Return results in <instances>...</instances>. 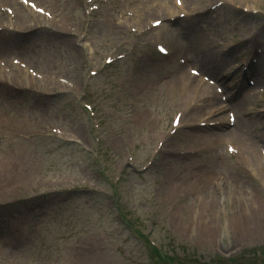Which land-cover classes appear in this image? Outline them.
<instances>
[{
	"label": "rangeland",
	"instance_id": "obj_1",
	"mask_svg": "<svg viewBox=\"0 0 264 264\" xmlns=\"http://www.w3.org/2000/svg\"><path fill=\"white\" fill-rule=\"evenodd\" d=\"M34 1L61 24L24 13L15 0H0L1 8H13L15 14L11 20L0 14V28L9 22L18 31L0 32V62L6 68L0 67V79L9 84H0V264H162L140 234L176 264H264V252L249 262L236 258L242 248L264 247V223L258 224L245 205L254 194L264 208V166L253 157L264 147V115L259 114L264 97L253 102L236 96L247 114L229 105L236 124L219 127L216 139L212 128L194 125L224 120L225 112L211 116L209 109L192 103L184 129L141 170L155 147L151 141L164 137L174 113L190 103L187 87L199 80H189L186 66L218 84L220 71L234 72L240 61L260 57L255 53L264 63V0H181L184 8L166 18L155 4L174 8L171 0H109L89 20L83 15L87 0ZM156 19L162 27L141 34ZM123 22H131L137 33ZM157 40L174 56H159ZM83 43L90 46L76 47ZM120 55L124 58L104 65L105 57ZM179 58L190 60L179 66ZM204 60L213 73L201 70ZM14 61L33 76L11 67ZM89 71L98 75L88 78ZM234 75L241 80L240 71ZM253 75L256 87L264 88V66L263 73ZM59 79L72 82L78 92L90 90L101 134L92 131L77 94L59 86ZM238 125L249 137L238 132ZM51 126L72 137L52 136L45 129ZM101 137L106 144L100 142L98 159L82 151H94V139ZM228 142L241 153L229 163L237 170L231 180L225 171L209 167L214 157L225 155ZM126 157L134 162L125 165ZM203 201L211 205V227L203 222Z\"/></svg>",
	"mask_w": 264,
	"mask_h": 264
},
{
	"label": "bare ground",
	"instance_id": "obj_2",
	"mask_svg": "<svg viewBox=\"0 0 264 264\" xmlns=\"http://www.w3.org/2000/svg\"><path fill=\"white\" fill-rule=\"evenodd\" d=\"M167 5H168L167 2H165L164 5H163L164 17L165 18L168 17V16H171L173 10H177V9L171 8L170 6H167ZM24 17L25 16H23L22 18H24ZM168 27H170L169 24H168ZM172 27L173 26L171 25V28ZM168 32H171V30H169ZM206 65H209V64L204 60V62H202V66H201L202 68H201V70L204 69V70H207V71L213 73V71L209 70L206 67ZM15 70L19 71L18 69H15ZM19 72H21V71H19ZM188 78H186V79H188ZM181 81H182V78L180 77L178 83L179 82L181 83ZM220 81L223 82V83H226V88H227L226 89V95H227L228 103H230V105H232L233 109L236 110L237 113L240 114V112H241L243 115L244 114H247V112L245 111V109L242 107L243 102L241 101L242 104H238L237 102H235L237 99H236L234 93L232 92V90L229 88V82H227L226 80H222V79ZM200 85L199 84H196V85L190 84L188 86V91L192 95L190 98H193L194 96H196L198 94H202L203 92L206 93V91H205V88L206 87L203 86V85H201V87H200ZM223 85H225V84H223ZM198 87H200V88H198ZM190 98H189V102L192 100ZM202 101H203L202 102V106L205 107V108H208L209 109V113H212V111L214 109L215 110L217 109V107L214 108V106H216V105H213L214 104V101H212V99H208V100L203 99ZM239 107H240V111H239ZM222 109H223V107H220L218 109V112H220ZM237 130H238V132H242L243 135L246 136V138L249 137L248 132L244 129L243 125H238ZM215 131L214 130H211V133H212V136L216 139L218 137V134H216ZM218 131H220V129ZM250 134L251 135H254L252 133H250ZM252 137H255V136H252ZM254 157L263 164L262 166H264V159H262V158H260L259 156H256V155H254ZM230 162H231V160H229L225 155H221L220 157L216 156V157L213 158V161L211 162V164H210L209 167L211 169L219 168V170L221 169V170L225 171L226 174H227V177L229 178V180H231V179L235 178V176L237 174V170H234V167H232V168L229 167V163ZM220 189H221L220 186L217 185V190L220 191ZM207 191L210 192V193H213L214 189H212L211 187H209L207 189ZM211 197H212V195L210 196V198ZM218 203H219V199H217V207H218ZM247 204H248L247 207L250 210L252 217L256 218L258 224H263L264 223V208L260 204L257 196L253 194V197H250V199L245 202V205H247ZM202 207L204 209L203 210V213H202L203 216H204V221L203 222L205 223V225L207 227L208 226L211 227L212 226V224H211L212 223V220L209 218V217H211L210 216V210L208 211V207H211L210 202H206V201L204 202L203 201Z\"/></svg>",
	"mask_w": 264,
	"mask_h": 264
}]
</instances>
